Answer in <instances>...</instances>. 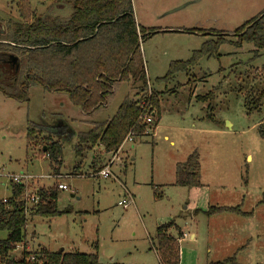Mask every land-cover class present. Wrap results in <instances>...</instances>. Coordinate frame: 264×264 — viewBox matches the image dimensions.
<instances>
[{"label":"rangeland","instance_id":"374dc122","mask_svg":"<svg viewBox=\"0 0 264 264\" xmlns=\"http://www.w3.org/2000/svg\"><path fill=\"white\" fill-rule=\"evenodd\" d=\"M28 1L35 15L53 4ZM131 3L137 27L156 32L141 35L139 52L147 91L158 95L160 122L150 136L125 143L112 164V154L101 146L82 158L75 157L73 148L77 134L87 131L89 123L111 119L126 96L136 97L132 82L115 83L105 104L90 114L71 105L66 94L39 86L28 90L27 102L0 94V200L10 196L12 175L33 177L24 185L28 195L53 185L67 187L58 192L56 202L63 215L27 216L23 246L29 251L64 248L92 254L96 245L102 264H158L153 252L155 229L172 221L187 235L179 241L180 264L230 258L235 264H264V141L257 131L264 123V100L260 111L248 112L243 105L250 89L264 87V50L254 57L252 45L230 44L236 41L234 31L264 10V0ZM19 4L20 0H0V18L18 19ZM57 12L68 14L69 9ZM218 37L227 41L219 46L218 57L201 58L168 83L155 82L165 76L171 62L188 60L202 44ZM11 75L10 67L0 63V82L10 85ZM213 89L210 112V102L197 97ZM28 123L54 133L51 141L62 145L60 167L52 170L40 148L26 149ZM193 151L200 159L201 186H174L176 164ZM107 165L108 178L95 172ZM128 194L133 201L124 209L118 202ZM209 207H239L250 215L193 214L194 209L204 212ZM171 234L181 239L176 231ZM5 237L0 232V240ZM20 253L21 247L13 258L20 259Z\"/></svg>","mask_w":264,"mask_h":264},{"label":"trees","instance_id":"16d2710c","mask_svg":"<svg viewBox=\"0 0 264 264\" xmlns=\"http://www.w3.org/2000/svg\"><path fill=\"white\" fill-rule=\"evenodd\" d=\"M51 1L52 6L35 15L30 2L20 0L18 19L4 21L0 18V63L7 64L12 71L10 85L0 82V94L16 102H27L28 90L39 86L49 93L66 94L71 105L84 114H90L105 104L115 83L132 82L138 99L126 96L111 119L89 123L87 131L77 134V143L73 148L76 158H82L95 146H101L106 154L114 153L130 131L142 135L146 127H150L143 123V110L139 107L147 91L139 42L142 34L151 37L156 32L137 27L131 0ZM65 8L69 9L68 14L57 12H63ZM234 35L236 41L230 44L237 48L243 43L250 44L256 57L264 50V10L237 28ZM226 42L223 37L206 41L188 60L171 62L165 76L155 82L168 83L178 73H187L201 58L218 57L219 46ZM11 56L16 58L15 64L11 62ZM214 90L197 99L209 101ZM263 100L264 87L250 89L243 105L248 112L260 111ZM209 102L207 109L212 112L213 101ZM149 105L151 110L148 115L153 113L154 118V125L150 128L154 131L160 119L158 95L151 94ZM257 131L264 141V123L258 125ZM53 136V132L44 131L33 123L27 125L26 149L40 148V153L51 162L50 168L55 170L62 163V145L51 141ZM199 160L197 151H193L183 163L176 164L173 185L200 187ZM246 182L245 176L244 184ZM9 187L10 196L5 201L0 200V232L6 233L5 239L0 240V264H102L96 253L50 252L44 248L26 252L25 246L20 259L13 258L16 246L23 245L25 240L26 187L12 182ZM58 192L56 185L38 189L33 194L37 197V204L31 208L29 215L41 218L63 215L64 211L56 209ZM203 213L206 216L222 213L250 215L242 213L239 207H209ZM173 230L181 235L172 221L155 229L154 249L159 264H180L179 238L172 236ZM30 256H34L35 260L28 261ZM229 263L235 264L234 258L211 264Z\"/></svg>","mask_w":264,"mask_h":264},{"label":"built area","instance_id":"2783aa9c","mask_svg":"<svg viewBox=\"0 0 264 264\" xmlns=\"http://www.w3.org/2000/svg\"><path fill=\"white\" fill-rule=\"evenodd\" d=\"M138 32V31H137ZM149 89V88H148ZM148 93L146 94V96L141 100L139 107L143 110V113L141 115L142 121L144 124H146L147 126L152 127L154 125V118H153V113L151 114V116L148 115V112L151 110V107L149 105V101L151 98V92L150 90L147 91ZM150 127H146V129L144 130L142 135H137L135 134L133 131H130L126 137L124 138L122 144L120 145V147L118 148V150L114 153H111V160L109 162V164L113 163L114 160H116L117 155L120 153L121 149L123 148V145L127 142H133V140L135 138H139V137H146V136H150L152 134V130L153 128ZM108 164V165H109ZM107 165V167L103 168L100 172H99V176L103 177V178H108L110 176V171H109V166ZM9 178H11L12 183L15 184H20V185H26V182L29 181L30 179H33V177L31 176H27V175H19V176H10ZM57 188L59 191H66L67 187L64 184H59L57 185ZM5 201V200H4ZM3 201V202H4ZM37 197L35 195H25V205H24V213L26 216L29 215L31 208H33L34 206H36L37 204ZM132 202L131 197L128 194V197H126L125 199H123L122 201L118 202V205L123 207L124 209H126L128 207V205ZM21 247V253L24 250V247L22 244H19L16 246L15 248V252H17V250H19ZM26 249V248H25ZM26 252H29V250L26 249ZM35 258L34 256H30L28 258V261H34Z\"/></svg>","mask_w":264,"mask_h":264},{"label":"crops","instance_id":"0c3cea01","mask_svg":"<svg viewBox=\"0 0 264 264\" xmlns=\"http://www.w3.org/2000/svg\"><path fill=\"white\" fill-rule=\"evenodd\" d=\"M159 122H160V119H159V121H158V123H157V125H156V127H155V129H154V132H155V130H157V128H158V125H159ZM67 128H69V127H67ZM69 130H70V128H69ZM71 132V131H70ZM74 135V134H73ZM154 135V134H153ZM164 139L166 140L167 139V137L166 136H164ZM172 144V143H171ZM94 158V157H93ZM6 198V197H5ZM5 198H3V199H5ZM133 201V200H132ZM199 213H203V211H201V210H198V209H194V211H193V214L194 215H197V214H199ZM204 214V213H203ZM177 226V225H176ZM178 227V226H177ZM179 228V227H178ZM180 229V228H179ZM180 238L181 239H179V241L180 240H184V238L187 236L186 235V233L184 232V231H182L181 229H180ZM196 237V235L195 234H191L190 235V239H194ZM40 248H42V247H39V249ZM44 249H46V248H44ZM93 249H94V251H95V253H96V251H97V247H96V245H93ZM36 251V250H35ZM63 252H65V249L63 248ZM153 252L155 253L154 255L156 256V258H157V262H158V264H159V259H158V256H157V253H156V251H155V249H153ZM66 253H69V252H66ZM86 254H91V253H86ZM93 254V253H92ZM113 262V261H112ZM111 262V263H112Z\"/></svg>","mask_w":264,"mask_h":264},{"label":"water","instance_id":"95a60500","mask_svg":"<svg viewBox=\"0 0 264 264\" xmlns=\"http://www.w3.org/2000/svg\"><path fill=\"white\" fill-rule=\"evenodd\" d=\"M10 60H11V62H12L13 64L16 63V58H15V57L11 56V57H10ZM59 251H60V252H63V249H60Z\"/></svg>","mask_w":264,"mask_h":264}]
</instances>
